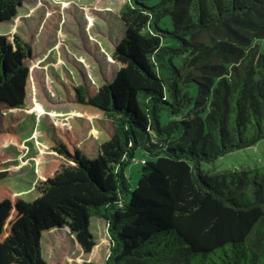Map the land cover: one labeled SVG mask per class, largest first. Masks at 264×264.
<instances>
[{
  "label": "trees",
  "instance_id": "1",
  "mask_svg": "<svg viewBox=\"0 0 264 264\" xmlns=\"http://www.w3.org/2000/svg\"><path fill=\"white\" fill-rule=\"evenodd\" d=\"M24 2L0 0V22ZM120 17L115 78L74 86L71 118L39 119L32 201L3 183L23 144L32 48L0 35V264H49L53 230L90 253L94 218L110 222L108 264H264V165L203 169L264 139V0H127Z\"/></svg>",
  "mask_w": 264,
  "mask_h": 264
},
{
  "label": "rangeland",
  "instance_id": "2",
  "mask_svg": "<svg viewBox=\"0 0 264 264\" xmlns=\"http://www.w3.org/2000/svg\"><path fill=\"white\" fill-rule=\"evenodd\" d=\"M126 2L25 0L16 17L0 22V35L9 39L19 36L32 48V56L27 60L30 67L24 108L27 118L19 129L23 144L17 152L8 149L17 162L7 167L9 176L3 182L20 198L32 201L39 194L38 168L42 163L36 140L39 119L47 114L71 118L75 114V103L71 100L75 94L74 86L100 88L115 78L118 67L113 62L112 53L124 36L120 10ZM175 62L180 65L181 60L177 58ZM78 115L94 127L93 133L99 141L106 139L92 115ZM162 119L163 122L169 120L165 113ZM136 157L139 163H131L126 169L132 190L138 185L142 169L140 161L144 156L138 151ZM261 165H264V139L256 145L228 152L215 163L205 164L203 169L218 174ZM21 192L26 194L21 195ZM91 233L95 246L86 253L67 231L45 232L42 239L44 259L49 264H108L113 250L110 222L92 219Z\"/></svg>",
  "mask_w": 264,
  "mask_h": 264
},
{
  "label": "built area",
  "instance_id": "3",
  "mask_svg": "<svg viewBox=\"0 0 264 264\" xmlns=\"http://www.w3.org/2000/svg\"><path fill=\"white\" fill-rule=\"evenodd\" d=\"M134 162H138L136 159L133 160Z\"/></svg>",
  "mask_w": 264,
  "mask_h": 264
}]
</instances>
